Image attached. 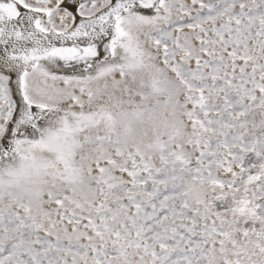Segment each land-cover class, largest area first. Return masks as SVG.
Listing matches in <instances>:
<instances>
[{
	"label": "snow or ice",
	"instance_id": "1",
	"mask_svg": "<svg viewBox=\"0 0 264 264\" xmlns=\"http://www.w3.org/2000/svg\"><path fill=\"white\" fill-rule=\"evenodd\" d=\"M0 264H264V0H0Z\"/></svg>",
	"mask_w": 264,
	"mask_h": 264
}]
</instances>
